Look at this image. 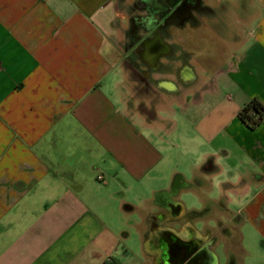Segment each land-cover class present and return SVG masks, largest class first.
<instances>
[{"label": "crops", "instance_id": "1", "mask_svg": "<svg viewBox=\"0 0 264 264\" xmlns=\"http://www.w3.org/2000/svg\"><path fill=\"white\" fill-rule=\"evenodd\" d=\"M150 1L0 0V264H167L150 237L183 216L205 238L236 228L211 264H264V117L237 116L264 107V0H191L146 33ZM215 5L223 36L193 27ZM133 71L139 110L120 89ZM185 107L189 133H163Z\"/></svg>", "mask_w": 264, "mask_h": 264}, {"label": "flooded vegetation", "instance_id": "2", "mask_svg": "<svg viewBox=\"0 0 264 264\" xmlns=\"http://www.w3.org/2000/svg\"><path fill=\"white\" fill-rule=\"evenodd\" d=\"M162 1L164 2L163 6L159 9H156L151 1L149 4H145V10L148 9V13L151 15L148 16L149 18L139 20V22H137L138 20H134V17L133 20L136 21V25L133 28L141 27L143 24L146 33L154 30L155 18L151 16H153V12L155 11L160 16L158 17L160 18V26L167 21L179 18L184 13H189L191 0ZM160 26L157 25V28ZM149 47L151 48L152 46ZM169 211L178 216V218L181 216L180 209L176 205H171ZM180 219L182 221L179 222L173 233L165 229L158 237H150L154 248L159 250L160 259L167 264H203V262L211 264L214 258L208 251V247L215 245L214 238L212 236L205 238L207 233H201L191 226L188 216H183L178 220ZM222 245L225 246L226 244L222 243Z\"/></svg>", "mask_w": 264, "mask_h": 264}, {"label": "rangeland", "instance_id": "3", "mask_svg": "<svg viewBox=\"0 0 264 264\" xmlns=\"http://www.w3.org/2000/svg\"><path fill=\"white\" fill-rule=\"evenodd\" d=\"M223 1V0H222ZM212 0H208V3L212 4ZM215 9H213V13H214V19H212V22H206V16L204 15L205 10H201L200 13V18L202 19H198V21L196 22V25H193V27L196 26V28L198 29H203L205 23H208V27H210L211 31H214L215 33H217L218 35H222V33L224 34L225 30V26L222 25V20L224 18H227V11L221 9L219 7V5H215ZM151 11V9H150ZM131 12V10H130ZM151 15L148 13V9L145 10V12H143L142 15L136 14L134 20H138L137 22H139V20H142V17L144 18H149L148 16ZM142 16V17H139ZM205 16V17H204ZM154 19L155 23H154V33L157 32V25H158V17H160L158 14H156V11L153 12V16H151ZM191 27V23H187V28L189 29ZM210 32L208 31V29L204 30L201 32V35H206L209 34ZM223 36V35H222ZM221 36V37H222ZM150 48V47H149ZM148 47L146 46V51H147ZM139 55H137L135 49L133 51L130 52L129 54V58L130 59H136ZM142 79V74L141 73H137L135 71H133L132 73L128 72L126 74H123L120 76L119 78V82L121 84V95L125 98L126 102L125 104H127V106L129 108L132 109H136L139 110L142 107V98H144V94L141 91V85L136 84V82H140V80ZM141 84V83H140ZM193 98V96H189V102H191V99ZM133 105V106H132ZM189 107V104H188ZM188 107H185L183 109H176V112H171L170 109H166L165 110V115L168 117V120L164 121L165 125L164 128L162 130L163 133H178V132H186L189 133V125L185 122L180 121V117H179V111H184L186 109H188ZM187 140V139H186ZM184 142H188L189 139L187 141ZM178 198L186 205L188 206L190 204V200H194V194L192 193V191L190 189H182L180 191V194L178 196ZM232 207V206H231ZM149 208H153L152 204H149ZM183 219V218H182ZM182 219H180L177 222H181ZM200 223V222H198ZM222 223V221L220 222V220L216 221V223H214V225L217 227L218 225V229L217 230H213L212 233V237L214 238V244L217 246L219 244V247H222L224 245H222V243L228 245L229 243H233L237 240V234H236V228L233 227L232 224L229 225V227L227 225L224 226H220ZM231 223H233V221H231ZM196 228L200 230V225L196 224ZM211 228H208V230H210ZM140 249V245L136 247V251H139ZM137 251V254H139ZM217 252V250H216ZM235 253V250L233 251ZM140 255V254H139ZM242 256V255H241ZM240 256V258H241Z\"/></svg>", "mask_w": 264, "mask_h": 264}, {"label": "trees", "instance_id": "4", "mask_svg": "<svg viewBox=\"0 0 264 264\" xmlns=\"http://www.w3.org/2000/svg\"><path fill=\"white\" fill-rule=\"evenodd\" d=\"M237 116L254 127L264 117V107L259 101L253 99L238 111Z\"/></svg>", "mask_w": 264, "mask_h": 264}, {"label": "built area", "instance_id": "5", "mask_svg": "<svg viewBox=\"0 0 264 264\" xmlns=\"http://www.w3.org/2000/svg\"><path fill=\"white\" fill-rule=\"evenodd\" d=\"M107 264H118V263H116L115 261H109L108 259Z\"/></svg>", "mask_w": 264, "mask_h": 264}]
</instances>
